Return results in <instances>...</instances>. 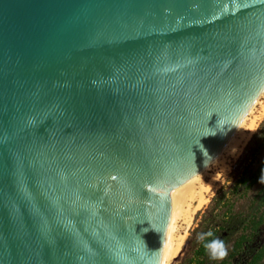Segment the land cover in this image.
Listing matches in <instances>:
<instances>
[{"label": "water", "instance_id": "obj_1", "mask_svg": "<svg viewBox=\"0 0 264 264\" xmlns=\"http://www.w3.org/2000/svg\"><path fill=\"white\" fill-rule=\"evenodd\" d=\"M263 92L264 0H0V264H168Z\"/></svg>", "mask_w": 264, "mask_h": 264}, {"label": "trees", "instance_id": "obj_2", "mask_svg": "<svg viewBox=\"0 0 264 264\" xmlns=\"http://www.w3.org/2000/svg\"><path fill=\"white\" fill-rule=\"evenodd\" d=\"M260 154L263 158L259 161ZM235 169L232 183L221 187L205 209L197 213L199 222L181 248L179 264H264V243H258L259 228L264 222V121ZM208 231L227 245L229 255L225 260L214 261L206 252L199 236Z\"/></svg>", "mask_w": 264, "mask_h": 264}, {"label": "rangeland", "instance_id": "obj_3", "mask_svg": "<svg viewBox=\"0 0 264 264\" xmlns=\"http://www.w3.org/2000/svg\"><path fill=\"white\" fill-rule=\"evenodd\" d=\"M264 105V92L261 94L259 99L253 105L251 110L248 112L246 117L243 119L241 125L237 129L233 142L227 145L222 151L221 155L214 162L210 163L207 168L201 174L200 181L202 183L211 182L213 185L208 192H206L207 201L200 207L195 208V212L193 215L192 222L189 226L184 223V218H180L178 228L176 231V235L174 241L180 240L181 245L180 249L173 258V260L168 264H179L178 257L181 255V251L186 243V239L189 236L190 231L197 225L199 222L200 216L197 217V213L203 211L205 207L209 204L211 198L216 195L217 191L221 187L229 186L236 172V164L238 158L243 153L245 147L250 141L251 137L254 133L259 131L261 123L264 121V114L262 113V106ZM255 125L256 129L249 137L243 141V145H238L236 148L234 147L238 140H240L244 135L249 134L251 132L250 126ZM263 158V155L260 154L259 161ZM256 166V163L254 164ZM238 201H242L241 198H237ZM236 204V201H235ZM259 246L264 243V222L259 228ZM182 248V249H181Z\"/></svg>", "mask_w": 264, "mask_h": 264}, {"label": "bare ground", "instance_id": "obj_4", "mask_svg": "<svg viewBox=\"0 0 264 264\" xmlns=\"http://www.w3.org/2000/svg\"><path fill=\"white\" fill-rule=\"evenodd\" d=\"M262 113L264 114V105L262 106ZM246 115H245V117H246ZM243 119H242V121H243ZM242 121L237 126V128L235 129V131L233 132L231 137L228 139L226 144L221 149V151L214 157V159L210 163H212L216 159H218V157L221 155V153L224 150V148L227 145L231 144V142H233L234 135H235L237 129L239 128V126L241 125ZM250 129H251V132L249 134L244 135L240 140H238V142L234 146L235 148L238 145H243V141H245L249 137V135H251V133H253L255 131L256 126L255 125H251ZM200 178H201V175L198 178V180L196 181V183L194 184V186H193V188H192V190H191V192H190V194L188 196V199L186 201V204H185V207H184L183 212L181 214V217H180V218H184V223H186L187 226H189L191 224V222H192L193 215H194V212H195V208L196 209L200 208L207 201L206 192H208L209 189L213 186L211 184V182L202 183L200 181ZM180 245H181L180 240L174 241L173 248H172L168 263H170L173 260V258L175 257V255L177 254V252L180 249Z\"/></svg>", "mask_w": 264, "mask_h": 264}, {"label": "clouds", "instance_id": "obj_5", "mask_svg": "<svg viewBox=\"0 0 264 264\" xmlns=\"http://www.w3.org/2000/svg\"><path fill=\"white\" fill-rule=\"evenodd\" d=\"M261 183H264V176L261 177ZM199 239L204 241V248L209 257L214 261H223L228 255V247L224 240L216 237L212 231L202 233Z\"/></svg>", "mask_w": 264, "mask_h": 264}]
</instances>
